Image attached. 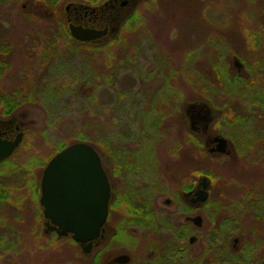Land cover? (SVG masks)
Masks as SVG:
<instances>
[{
    "label": "rangeland",
    "instance_id": "374dc122",
    "mask_svg": "<svg viewBox=\"0 0 264 264\" xmlns=\"http://www.w3.org/2000/svg\"><path fill=\"white\" fill-rule=\"evenodd\" d=\"M67 2L55 5L52 18L35 13V6L50 8L43 0L24 10L27 0L0 2V122L17 120L25 129L11 160L14 166L3 177L12 189V201L2 206L10 216V229L3 232H12L14 247L3 251L6 242L0 241V264H85L69 239L56 242L43 235L37 204L29 197L30 189L21 187L36 173V164L64 142L84 137L115 162L124 160V151L125 159L135 164L150 163L154 168L147 180L162 190L174 189L182 178L177 173L181 166H189L185 176L195 174L200 154L189 137L191 126H184L176 110L181 97H197L199 70L212 74L216 42L227 43L220 34L264 32L262 0H139L132 19L124 18L115 43L76 47L62 29ZM165 83L170 93L164 91ZM21 98L42 102H24L12 110L11 101ZM239 98L234 93L233 99ZM241 137L242 143H251L246 134ZM215 173L221 182L234 183L226 186V199L237 201L249 192L264 196V161L228 165ZM155 192L154 199L165 196ZM241 211L232 216L245 228L243 240L257 243L253 256L264 258V223H257L253 212ZM136 239L147 240L142 235Z\"/></svg>",
    "mask_w": 264,
    "mask_h": 264
},
{
    "label": "flooded vegetation",
    "instance_id": "af4514ba",
    "mask_svg": "<svg viewBox=\"0 0 264 264\" xmlns=\"http://www.w3.org/2000/svg\"><path fill=\"white\" fill-rule=\"evenodd\" d=\"M138 1L68 0L63 7L62 22L76 44L105 46L117 41L124 18L134 12ZM261 9L264 16V0ZM70 24L106 32L100 38L79 41L70 34ZM226 40L224 46L229 48L214 50L215 69L207 75L211 80L200 81L197 97L187 100L182 96L176 108L184 126H191L193 146L200 154L195 174L185 176L189 166H181L177 173L182 178L175 182L174 189L162 190L147 180L154 165L146 162L141 165L138 161L135 164L125 159L124 151L120 156L124 160L115 162L108 151L101 152L92 146L100 157L111 195L103 231L90 242L89 251L85 253L71 234L58 235V227L45 218L40 203L43 171L60 148L39 161L36 173L21 184L30 189L29 197L37 204L44 236L54 237L56 242L69 239L77 248V258L79 255L85 264H264L262 255L253 256L259 246L251 240H243L241 232L245 228L232 216L244 209L245 213L255 214L257 223H264V196L249 192L237 201L226 199V186L234 183L221 182L215 173L217 168L228 165L239 167L264 161V32L234 34ZM249 53L251 55L247 56ZM234 93L240 95L239 101L233 99ZM18 134H21L19 145L0 160V241L6 242L2 246L4 251L13 250L14 245L10 239L12 232L4 233L10 229V216L8 209L2 206L12 201V189L11 181L6 179L4 184L3 177H7L6 172L8 174L14 166L11 160L23 142L25 129L17 120L0 122L1 141H13ZM242 134H246L251 143L239 141ZM155 190L165 196L154 199L158 194ZM116 214L117 223L113 222ZM132 234L142 235L147 240H135ZM115 238L122 243L117 244Z\"/></svg>",
    "mask_w": 264,
    "mask_h": 264
},
{
    "label": "water",
    "instance_id": "95a60500",
    "mask_svg": "<svg viewBox=\"0 0 264 264\" xmlns=\"http://www.w3.org/2000/svg\"><path fill=\"white\" fill-rule=\"evenodd\" d=\"M79 41L100 38L106 32L69 25ZM21 141H1L0 160L7 158ZM205 188V182L203 184ZM111 188L96 150L88 143L74 142L56 153L41 179L40 203L44 216L58 227L59 236L72 235L86 253L90 242L100 237L108 215Z\"/></svg>",
    "mask_w": 264,
    "mask_h": 264
},
{
    "label": "trees",
    "instance_id": "16d2710c",
    "mask_svg": "<svg viewBox=\"0 0 264 264\" xmlns=\"http://www.w3.org/2000/svg\"><path fill=\"white\" fill-rule=\"evenodd\" d=\"M2 1H8V2H10V1H12V2H14V1H21V0H2ZM39 1L40 0H27V3L26 4H24V5H22V9L24 10L25 9V7L26 6H28V5H30V3H35L36 5L37 4H39ZM44 2H45V4L47 5V6H49L50 8L49 9H46L43 5H42V7L40 6V5H38L39 7H40V9L37 7V6H35V13H38V14H41V15H44V16H46L47 18H52V15H54V16H56V10H55V5L60 1V0H50V2H47L46 0H43ZM0 2H1V0H0ZM36 9H39V10H36ZM135 13L133 12L129 17H128V20L130 21L131 19H132V17H133V15H134ZM58 15V14H57ZM62 16H64V13L62 14ZM123 25H124V23H123ZM62 29H63V31H64V33H65V35L70 39L71 37H70V35L68 34V31L65 29V26L64 27H62ZM121 31H122V26H121ZM121 31H120V35H121ZM248 33H250V32H247V33H245V34H243V35H247ZM251 33H254V32H251ZM120 35H119V37H120ZM221 35V34H220ZM224 35V37H225V40L227 39V38H229V36H228V34H223ZM119 37H118V39H119ZM219 38V37H218ZM117 39V40H118ZM220 39H223V38H220ZM70 41H72L71 39H70ZM218 41V40H217ZM73 43H75L74 41H72ZM115 42H116V40H115ZM114 41H113V43H115ZM217 43V45L219 46V45H221V46H219V48H220V50H222V49H224L223 48V43H222V41H221V43L218 41V42H216ZM76 44V43H75ZM223 44V45H222ZM76 47H80V46H82V47H88V48H92L91 46H88V45H86V44H76L75 45ZM93 48H94V46H93ZM214 63L211 65V69H210V71L211 72H213L214 71ZM211 80V78L209 77V76H207L206 75V73L204 72V71H202V70H199V75H198V81H197V84L200 82V81H205V82H208V81H210ZM168 84H166L165 83V87H164V91H166L167 93H170L171 91H170V86H167ZM57 92H59L58 90H56V93ZM23 99H25V98H21L20 99V101L19 102H16V101H11V103L9 104L12 108V110H14L19 104H21V103H24V102H30V103H33V101H40V102H42L41 101V99L40 98H37V99H34V100H23ZM46 107H47V105H46ZM128 119H129V116H128ZM131 121V120H130ZM132 122V124H133V121H131ZM154 123V122H153ZM152 123V124H153ZM153 127V126H152ZM192 136V134H189V137H191ZM127 137H129L130 138V136H127L126 135V137H123V138H127ZM154 137V136H153ZM81 141H86L87 139H85L84 137H78ZM133 138V137H132ZM158 138H153V139H151V141L153 142V140L154 141H156ZM67 144L64 142V144H62L61 145V148H63L64 146H66ZM6 249H8V247L6 248ZM4 251V250H3Z\"/></svg>",
    "mask_w": 264,
    "mask_h": 264
}]
</instances>
